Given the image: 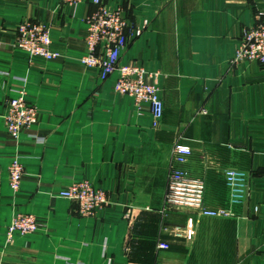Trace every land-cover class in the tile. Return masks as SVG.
I'll list each match as a JSON object with an SVG mask.
<instances>
[{"label":"crops","instance_id":"obj_1","mask_svg":"<svg viewBox=\"0 0 264 264\" xmlns=\"http://www.w3.org/2000/svg\"><path fill=\"white\" fill-rule=\"evenodd\" d=\"M105 1L143 29L129 33L122 61L161 72L158 125L147 104L114 91L118 71L102 78L82 64L92 0H0V264H264V64L232 62L264 0ZM25 19L46 24L65 56L31 61L14 44ZM20 90L39 117L15 141L3 115ZM176 142L193 150L178 166L205 181L206 207L236 215L163 210ZM14 156L25 168L18 193ZM228 169L248 175L242 202L231 201ZM83 179L111 197L90 216L59 195ZM17 212L33 214L39 229L8 246Z\"/></svg>","mask_w":264,"mask_h":264},{"label":"built area","instance_id":"obj_2","mask_svg":"<svg viewBox=\"0 0 264 264\" xmlns=\"http://www.w3.org/2000/svg\"><path fill=\"white\" fill-rule=\"evenodd\" d=\"M70 5H77L83 0H63ZM95 9L86 17V53L81 56L82 64L102 78L114 71L119 75L115 79L113 89L120 95L131 96L138 106L147 104L152 112L154 123L158 125L164 114V101L159 78L161 72L149 70L134 62H123L122 52L130 40L129 33L134 36L142 34L143 29L137 27L125 15L122 8H111L105 0H92ZM4 27L0 17V29ZM14 44L24 49L31 61L35 59L55 60L65 56L64 49L54 44L49 27L41 22L25 19L15 28ZM0 47L3 43L0 41ZM243 60L259 61L264 64V7L256 12L255 22L246 27L233 63ZM202 113L207 111L203 109ZM39 109L25 98V91L11 98L3 115L8 135L18 141L21 133L30 129L38 121ZM193 150L189 145L176 142L172 147L171 164L168 171V185L164 197V209L182 206L194 209L198 214L213 217L236 215L229 208L210 209L205 205L206 184L203 179L192 177L178 165L184 163ZM25 174L23 163L14 156L9 165V184L18 193L21 190ZM248 175L237 169L226 171V183L230 189L231 201L242 202L245 198ZM59 195L77 204V211L83 216L96 214L104 206L111 203L106 189L95 186L88 179L76 181L61 191ZM132 209L129 207L126 217L131 219ZM39 224L33 214L17 212L8 226L6 244H13L16 234L34 233ZM180 235V234H179ZM195 235L193 218H189L185 236L192 239ZM78 264V263H71Z\"/></svg>","mask_w":264,"mask_h":264}]
</instances>
